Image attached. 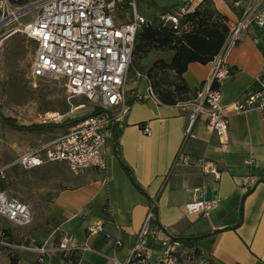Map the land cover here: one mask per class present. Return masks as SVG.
Segmentation results:
<instances>
[{"label": "crops", "instance_id": "1", "mask_svg": "<svg viewBox=\"0 0 264 264\" xmlns=\"http://www.w3.org/2000/svg\"><path fill=\"white\" fill-rule=\"evenodd\" d=\"M213 1L228 20L235 19L225 0ZM226 55L234 75L221 87L223 103L231 105L246 90L261 88L258 78L264 79V27L250 28L245 39ZM213 68V61L190 63L183 79L200 93ZM145 85L144 80L128 85L132 107L124 124L115 127L119 135L108 141L105 172L91 168L74 175L65 169V162L30 169L40 174L41 182L50 184L46 191L24 200L48 206V226L36 227L22 244L30 246L33 239L42 242L48 236L56 243L62 234H71L91 246L82 255L84 264H122L127 260L150 202L123 168L116 154L118 144L137 181L150 197H157L158 221L172 235L195 238L196 246L211 257L212 264H264V112L249 109L231 113L225 144L202 117L194 124L195 136L187 138L193 108L159 104L154 99L134 101L132 90L144 91ZM143 125L151 129L150 135L143 131ZM205 162L218 168L219 179L204 171ZM249 174L258 178L251 190L241 185ZM202 186L207 198L216 203L207 216L188 215L186 204L193 199L195 188ZM39 221L34 224L43 223ZM100 221L104 231L88 236L87 226ZM117 240L122 245L118 246ZM13 252L18 264H38L31 249ZM158 254L154 249L153 257ZM10 263L0 246V264ZM45 264L67 262L53 253Z\"/></svg>", "mask_w": 264, "mask_h": 264}, {"label": "built area", "instance_id": "2", "mask_svg": "<svg viewBox=\"0 0 264 264\" xmlns=\"http://www.w3.org/2000/svg\"><path fill=\"white\" fill-rule=\"evenodd\" d=\"M202 0H183L180 12L189 13ZM235 13V19L228 20L229 33L222 51L212 60L213 72L195 99L180 101L182 108L192 107L186 137H194L195 122L202 117L209 128L225 144L228 141L230 114L249 109L264 112V79L258 78L261 88L246 90L231 105L223 103L222 83L234 75L226 59L232 46L245 39L250 28L264 27V0H225ZM125 0H0V40L16 32H22L36 43V54L32 74L36 78H57L66 80L72 96L85 95L94 105L90 115L78 122L72 129L56 138L39 144L21 154L16 160L0 169L4 177L13 167L26 170L52 162H65L74 175H81L91 168L106 171V148L114 135L116 126H122L129 114L132 102L128 99L130 80L145 81L144 91L132 90L134 101L154 99L162 104L153 92L150 78L134 65V53L139 32L152 26L151 20L138 11L136 0H130L132 15L126 18L122 10ZM162 20L178 28L180 20L176 14L166 12ZM65 115L59 112L45 114L44 122H60ZM143 131L150 135L151 129L143 125ZM207 173L217 179L221 172L213 164H203ZM258 178L245 175L241 185L251 190ZM206 188H195L193 199L186 204L188 215L207 216L216 200L208 199ZM157 199L149 203L144 221L137 233L127 260L122 264H212L205 252L195 255L194 247L176 239L162 225L154 224L157 218ZM33 205L7 190L0 189V217L18 226H25L33 219ZM88 236L104 231L102 221L86 228ZM52 236L42 242L33 239L30 246L17 244L0 230V246L9 251L31 249L36 253V262L45 264L53 253L59 254L67 264H84L83 253L91 250L87 240H80L71 234H62L56 243ZM156 244L158 247H154ZM117 245H122L117 240ZM154 249L159 254L153 257Z\"/></svg>", "mask_w": 264, "mask_h": 264}, {"label": "rangeland", "instance_id": "3", "mask_svg": "<svg viewBox=\"0 0 264 264\" xmlns=\"http://www.w3.org/2000/svg\"><path fill=\"white\" fill-rule=\"evenodd\" d=\"M138 11L146 16L153 26L171 25L162 20L166 12L176 14L180 20L185 14L180 12L183 0H136ZM194 11L192 9L190 12ZM128 19L132 9L127 8ZM155 45H145L134 53L136 68L146 74L152 83L153 92L159 98V89L174 90L176 75L167 68L157 67L149 74L150 67L159 60L170 62L174 51L157 49ZM36 43L28 35L16 32L0 40V169L16 160L21 154L69 132L72 127L58 128L52 131L32 132L17 129L12 123L29 126L46 123L43 121L48 112H59L65 116L60 122L79 118L93 112L94 105L85 95L72 96L66 80L57 78H36L32 74V64L36 54ZM134 78L130 80L132 83ZM160 84V85H159ZM180 99V98H179ZM3 117L13 119L9 124ZM62 164V163H61ZM64 167L70 170L66 163ZM39 173L21 167H13L4 177L0 176V187L22 199L33 197L46 191L49 182H41ZM34 203V202H33ZM35 212L32 221L25 226H18L0 217V230L7 231L8 236L17 244L25 241V236L34 229L47 228V205L33 204ZM37 220L43 223H35Z\"/></svg>", "mask_w": 264, "mask_h": 264}, {"label": "trees", "instance_id": "4", "mask_svg": "<svg viewBox=\"0 0 264 264\" xmlns=\"http://www.w3.org/2000/svg\"><path fill=\"white\" fill-rule=\"evenodd\" d=\"M129 1L130 0H125L122 10H127L129 7ZM227 22L228 17L223 15L216 8L213 0H202L194 11L185 14V18L182 20L181 24L179 23L178 28L171 25H161L158 27L152 25L139 32L135 51L136 48L138 51L141 50L145 45H155L154 47L157 49H168L174 51V55L170 62L159 60L149 69L150 76H152V73L157 67H160V69L167 68L174 71L176 75L174 90L166 91L161 88L159 89L158 87L160 94L159 99L162 103L176 105L180 101L191 100L197 97V94H199L198 90H191L188 87L183 79V74L187 70L190 63L198 62L207 64L211 62L217 54H219L229 33V26ZM97 111H99L98 108L90 114L66 120L64 122H46L42 124H31L29 126L12 123L13 119L9 117H3V119H5L9 124L12 123V125H14L17 129L41 132L52 131L69 126L73 127L78 122L97 113ZM114 135H119L117 128L114 129ZM116 154L135 186L149 197V202L151 203L155 198L157 199V197H150L142 185L137 181L133 169L123 158L121 148L118 144L116 145ZM2 186L4 188L6 185L3 183ZM3 188L0 187V189L4 190ZM107 209L108 207L105 206V210ZM154 224L160 226L158 217L155 218ZM5 232L7 234V231ZM172 236L183 241L186 245L194 247L195 255L200 254L201 250L196 246L195 238ZM152 245L154 247H158L156 244ZM1 248L8 254L11 260L10 264H18L17 255H15L13 251H9L2 246Z\"/></svg>", "mask_w": 264, "mask_h": 264}]
</instances>
